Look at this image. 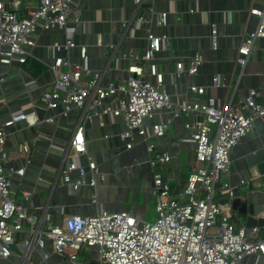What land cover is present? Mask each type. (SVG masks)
Masks as SVG:
<instances>
[{
  "label": "crops",
  "instance_id": "1",
  "mask_svg": "<svg viewBox=\"0 0 264 264\" xmlns=\"http://www.w3.org/2000/svg\"><path fill=\"white\" fill-rule=\"evenodd\" d=\"M20 16L37 9L40 0H1ZM81 7L79 24L66 28H38L34 33L37 44L24 63L0 62V124L9 113L24 111L36 113V122L30 126L19 121L8 128V140L0 150V161L11 181L12 196L29 212L39 214L45 207L52 216L51 225L63 224L72 215L88 216L101 208L110 212L127 211L138 219L153 221L157 217L152 194L153 169L148 143L159 153H168L172 160L163 167L176 196L184 193L191 169L195 163L196 145L190 141L193 133L186 127L195 119L192 114H177L174 109L162 111L145 119L147 133L152 134L156 123L171 120L163 137L145 140L134 132V138L123 139L126 124L122 117L93 116L83 120L81 111L74 109L68 116L63 107L48 109L41 102L42 94L50 87L54 74L50 66L56 57L102 73V84H117L128 76L131 61L125 55L136 51L140 55L149 46L150 35L164 37L161 52L156 55L158 71L166 75V89L175 105L186 101L207 102L216 105L237 104L251 89L264 90V38L258 39L247 62L239 63V49L244 38L259 25L253 9H263L264 0H76ZM169 12L168 24L161 25L160 15ZM143 17L144 21L139 22ZM216 38L213 39V31ZM72 37L76 48L54 53L55 43H65ZM87 47V58H82L80 47ZM29 48V47H27ZM196 54L204 63L196 75L177 76V63ZM221 77L216 86L215 77ZM205 87V94L191 92V86ZM83 121L87 147L98 164L95 175L97 186L75 189L62 181L61 170L66 166L71 138ZM133 142L132 148L128 143ZM28 145L30 154L23 151ZM70 152V159H74ZM231 169L227 181L239 187L249 208H264V118L231 152ZM79 161L86 165L87 158ZM25 169L24 175L18 171ZM78 171L72 173L75 179ZM102 175L104 178H102ZM87 180L93 179L88 173ZM29 192L25 200L23 193ZM226 190L218 188L220 202L229 201ZM97 199V201H94ZM234 211V210H233ZM237 221L247 225V218L234 211ZM49 224V226H50ZM21 233L15 251L3 264H17L23 252ZM48 255L49 258L45 259ZM97 248L87 249L78 263L54 253L53 242L47 239L43 249H37L33 264H98ZM240 264H263L258 255H249Z\"/></svg>",
  "mask_w": 264,
  "mask_h": 264
},
{
  "label": "built area",
  "instance_id": "2",
  "mask_svg": "<svg viewBox=\"0 0 264 264\" xmlns=\"http://www.w3.org/2000/svg\"><path fill=\"white\" fill-rule=\"evenodd\" d=\"M260 19L257 29L248 34L239 49V63L244 65L258 39L264 38V7L253 9ZM82 10L76 0H40L35 10L22 17L0 0V62L24 63L37 44L34 33L38 28H66L81 22ZM169 12L160 15L161 25L168 24ZM144 21L143 17L139 22ZM216 30L213 31V39ZM164 37L150 35L149 46L142 55L136 51L125 55L131 61L128 76L117 84H102V73L73 64L68 59L56 57L50 66L54 79L42 94L41 102L48 109L63 107L62 115L77 109L83 120L93 116L122 117L126 124L123 139L134 138V132L145 140L167 134L172 119L156 123L152 134L147 133L144 122L156 114L174 109L179 115L192 114L195 119L186 123L193 131L190 141L196 145L195 163L187 187L180 196L172 191L171 182L163 167L172 156L159 153L148 143L153 169L152 194L156 202L155 221L138 219L131 213L110 212L101 208L97 213L66 217L63 224L51 225L48 208L34 214L12 196L11 181L0 161V264L9 261L21 233L27 237L20 243L23 252L17 264H33V254L52 240L54 253L78 263L87 249L97 248L98 264H240L249 255H258L264 264V226L249 228L237 221L232 208L233 187L227 181L231 169V152L264 118V90L251 89L237 104L216 105L207 102L186 101L175 105L166 89V75L158 71L156 55L161 52ZM29 47V48H27ZM72 37L65 43H55L54 53L76 48ZM82 58H87V47L81 46ZM204 57L196 54L177 63V76L183 73L196 75ZM0 76V88L4 83ZM220 86L221 77L214 79ZM191 92L203 95L205 87L191 86ZM19 121L32 126L36 113L11 112L0 124V150L8 140V128ZM133 142L128 143L132 148ZM23 151L30 154L28 145ZM70 152L74 159H70ZM87 158L82 164L80 157ZM66 166L61 170L63 184L75 189L97 186L95 175L98 164L89 153L83 121L78 125L65 154ZM78 171L77 178L72 173ZM25 169L18 171L24 175ZM88 173L94 178L87 180ZM102 178L103 175H102ZM226 190L229 201L218 200V188ZM23 198H30L29 192ZM94 201H97L95 199ZM264 220V208L254 216ZM50 224V226H49ZM49 256L46 255L45 259Z\"/></svg>",
  "mask_w": 264,
  "mask_h": 264
},
{
  "label": "water",
  "instance_id": "3",
  "mask_svg": "<svg viewBox=\"0 0 264 264\" xmlns=\"http://www.w3.org/2000/svg\"><path fill=\"white\" fill-rule=\"evenodd\" d=\"M245 195L243 191L239 187H235L233 189V200H232V208L234 211L239 212L242 216L247 218V226L249 228L256 226H264V220H256L254 216H256L262 208H249L247 203L243 202Z\"/></svg>",
  "mask_w": 264,
  "mask_h": 264
},
{
  "label": "rangeland",
  "instance_id": "4",
  "mask_svg": "<svg viewBox=\"0 0 264 264\" xmlns=\"http://www.w3.org/2000/svg\"><path fill=\"white\" fill-rule=\"evenodd\" d=\"M157 218V217H156ZM156 220V219H155ZM155 220H153V221H155Z\"/></svg>",
  "mask_w": 264,
  "mask_h": 264
}]
</instances>
